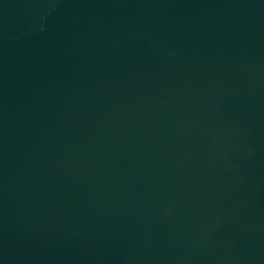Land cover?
<instances>
[{
  "label": "water",
  "instance_id": "1",
  "mask_svg": "<svg viewBox=\"0 0 264 264\" xmlns=\"http://www.w3.org/2000/svg\"><path fill=\"white\" fill-rule=\"evenodd\" d=\"M0 264H264V0H0Z\"/></svg>",
  "mask_w": 264,
  "mask_h": 264
}]
</instances>
